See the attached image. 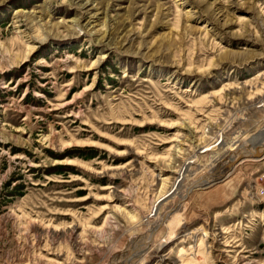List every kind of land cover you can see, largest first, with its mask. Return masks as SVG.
Returning a JSON list of instances; mask_svg holds the SVG:
<instances>
[{
	"label": "rangeland",
	"instance_id": "374dc122",
	"mask_svg": "<svg viewBox=\"0 0 264 264\" xmlns=\"http://www.w3.org/2000/svg\"><path fill=\"white\" fill-rule=\"evenodd\" d=\"M257 89L264 0H0V264H264V155L193 188L149 236L233 145L262 142ZM215 132L234 143L148 216ZM74 145L99 155L63 156Z\"/></svg>",
	"mask_w": 264,
	"mask_h": 264
},
{
	"label": "bare ground",
	"instance_id": "6f19581e",
	"mask_svg": "<svg viewBox=\"0 0 264 264\" xmlns=\"http://www.w3.org/2000/svg\"><path fill=\"white\" fill-rule=\"evenodd\" d=\"M77 28V27H76ZM74 30H76V29H74L73 28V31ZM48 32V31H47ZM43 35V34H42ZM37 36L36 37V39H37V41H39V42H43V41H46V40H48V38L50 37V33H48V34H45L44 36ZM105 36V35H104ZM36 48V46L35 45H33L32 47H30L29 48V51H28V53H26V55H28L30 52H33V50ZM27 57V56H26ZM239 89V88H238ZM221 91H224V88L223 89H221V90H218V91H216V92H213L212 93V97H213V95H215V94H219V93H221ZM263 90H261V92H262ZM258 92H260V90L259 89H257V91H256V93H258ZM260 92V93H261ZM264 92V91H263ZM255 93V94H256ZM262 94V93H261ZM210 96V97H211ZM217 96V95H216ZM209 97V98H210ZM261 97V96H260ZM208 99V98H207ZM250 99V98H249ZM263 104H264V98H260V100L256 103V105H262L263 106ZM250 105V104H249ZM177 123V122H176ZM176 123H171L170 125H176ZM170 127V126H169ZM178 134V133H177ZM219 134H220V136H219ZM219 134H216V132H215V136L216 137H218L217 139H216V141L213 143H206L203 147H202V150L198 153V154H195V155H193L192 156V153H191V156L189 157V158H187L183 163V165H182V163H181V165H182V167H181V169L179 170V173H178V177H176V179H175V181H174V183H173V185L175 184V182L180 178L179 176H182L181 177V179H179L178 180V184L176 185V187L172 190V191H170L171 190V188L173 187V185L171 186V188L170 189H167L165 192H162L161 194H160V196L157 198V200L160 198V197H162V196H164L163 197V199H167V197L169 198V196L171 197V195H173L175 192H176V190H177V188H179L180 186H181V181H182V179L185 177L184 175L185 174H189V173H191L192 172V170L193 169H191L193 166V164H195L197 161H198V159L201 157V153H207V152H213V154H215L216 155V153H214V147H217V146H220V148L223 150L225 147V145H226V147H227V145H232V143H234V141L232 142V143H230V140L228 141L227 139H226V136L224 135V133L222 132V133H219ZM240 136V135H239ZM203 137V136H202ZM212 139V138H211ZM237 139V138H236ZM254 139V138H253ZM173 140H176V139H173ZM263 140H264V138H263ZM262 140V142L260 143V144H255V142H254V140H252L251 142H250V144H249V147L250 148H247V149H245V151L247 150V151H256L257 149H256V145H260L261 147H259V149H258V151H260L261 150V148L264 146V141ZM211 141V140H210ZM232 141V140H231ZM119 144H128V143H125V142H122V143H119ZM202 145V144H201ZM126 152V150H122V151H119L117 154H124ZM240 153V152H239ZM215 155H213L212 157H214ZM234 157H235V155L233 156V158H232V156H228V159H230V160H233L234 159ZM159 158H162V159H165L166 157L165 156H162V157H159ZM167 159V158H166ZM225 159H227V158H225ZM246 159H250V157H248V158H243V159H241V161L243 162L244 160H246ZM223 161V160H222ZM241 161H239V162H241ZM220 162V161H219ZM231 162V161H230ZM238 162V163H239ZM196 164H198V163H196ZM180 165V166H181ZM199 165V164H198ZM196 166V165H195ZM222 167H219V169H221ZM215 170H217V169H213V170H211L212 172L211 173H215ZM210 173V174H211ZM231 173V172H230ZM206 177V176H205ZM209 175L206 177V178H203V180H202V182H205L207 179H209ZM205 180V181H204ZM202 182H199V183H197V184H200V183H202ZM170 191V192H169ZM103 198H106V197H103ZM108 199V198H107ZM157 200L154 202V204H153V206H152V209H151V211H150V213H149V215L148 216H154V217H158L159 216V204H160V202L161 201H164V200H161L160 202H157ZM105 207H108V205H103L102 207H101V209L103 208H105ZM170 218V217H169ZM168 218V219H169ZM160 219V218H159ZM167 219V218H166Z\"/></svg>",
	"mask_w": 264,
	"mask_h": 264
},
{
	"label": "water",
	"instance_id": "95a60500",
	"mask_svg": "<svg viewBox=\"0 0 264 264\" xmlns=\"http://www.w3.org/2000/svg\"><path fill=\"white\" fill-rule=\"evenodd\" d=\"M258 135H254V137H256V138H260V136H261V131H259L258 133H257ZM259 136V137H258ZM255 138V139H256ZM252 140H254L253 138H251V141ZM262 140V139H261ZM241 141H243L245 144L243 145V146H241V145H238L237 146V144L239 143V142H237L235 145H233L229 150H228V152H226V155H225V157L222 159L223 161H222V165L220 166V167H222L221 169H219V166H217V163L215 162V164L214 165H212L206 172H208L210 169H217V170H215V173H211L209 176V179L208 180H206L205 182H202V183H200V184H197V182L195 183V181L193 182L192 181V183H190L189 185H187V187H186V192H185V194L182 196V198L179 200V201H177V203H175L172 207H170L164 214H163V217L161 218V221L160 222H158V224L156 225V227L154 228V229H152L151 231H150V235L149 236H151L152 235V233L155 231V229L165 220V218H166V216L168 215V214H170L173 210H175L177 207H178V205L181 203V201H183V200H185V199H187V197H188V195H189V192L193 189V188H195V187H197V186H207V185H209V184H211V183H214V182H217V181H219V180H221V179H223L232 169H233V167H234V165L237 163V162H239V161H241V159H243V158H248V157H250V158H260V157H262L263 155H264V146L261 148V150L260 151H258V149H259V147H261L260 145H256V151H245V149H247V148H250L249 147V144H246V139H243V140H241ZM236 146V147H235ZM234 147V148H233ZM240 147H243L244 148V151L243 152H238L236 155H235V157H234V159L233 160H230V159H228V156H230V155H232L231 153H233V152H237L238 150H239V148ZM225 158H227V159H225ZM231 161V162H230ZM202 173L198 178H196V180H200L203 176H208V174L207 173ZM180 178L179 179H181V177L182 176H179ZM178 179V180H179ZM178 180L175 182V184L173 185V187L171 188V190L170 191H172L175 187H176V185L178 184ZM169 191V192H170ZM172 196V195H171ZM163 197L164 196H162V197H160L158 200H157V202H160L161 200H165V199H163ZM170 197V196H169ZM168 198V197H167ZM161 202H163V201H161ZM160 202V203H161ZM129 257V256H128ZM127 257V258H128ZM126 258V259H127Z\"/></svg>",
	"mask_w": 264,
	"mask_h": 264
},
{
	"label": "trees",
	"instance_id": "16d2710c",
	"mask_svg": "<svg viewBox=\"0 0 264 264\" xmlns=\"http://www.w3.org/2000/svg\"><path fill=\"white\" fill-rule=\"evenodd\" d=\"M109 80H111V77H108ZM30 94V91H28L26 93V96ZM66 153L63 155H80L82 157L85 158H91V157H95L97 155H99V150L96 146L94 145H74L72 148L68 149L67 151H65ZM67 163H59V164H55L53 165L51 172L53 170H55L56 172H63L65 171V167H70V165H66ZM33 169H35L36 167H32ZM65 173V172H64ZM15 179H9V181H7L6 186H9L12 181ZM22 187V183H16L7 193L8 196H12V195H16L17 190ZM22 194V193H21ZM10 200H12L13 197H9Z\"/></svg>",
	"mask_w": 264,
	"mask_h": 264
},
{
	"label": "built area",
	"instance_id": "2783aa9c",
	"mask_svg": "<svg viewBox=\"0 0 264 264\" xmlns=\"http://www.w3.org/2000/svg\"><path fill=\"white\" fill-rule=\"evenodd\" d=\"M256 193L259 195V196H263L264 195V173L262 175V181L259 182L257 185H256Z\"/></svg>",
	"mask_w": 264,
	"mask_h": 264
},
{
	"label": "crops",
	"instance_id": "0c3cea01",
	"mask_svg": "<svg viewBox=\"0 0 264 264\" xmlns=\"http://www.w3.org/2000/svg\"><path fill=\"white\" fill-rule=\"evenodd\" d=\"M246 160H247V159H246ZM241 162H242V161H241ZM239 163H240V162H239ZM239 163H237L236 166H237Z\"/></svg>",
	"mask_w": 264,
	"mask_h": 264
}]
</instances>
